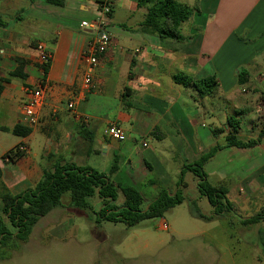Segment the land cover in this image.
I'll return each instance as SVG.
<instances>
[{
  "label": "crops",
  "instance_id": "0c3cea01",
  "mask_svg": "<svg viewBox=\"0 0 264 264\" xmlns=\"http://www.w3.org/2000/svg\"><path fill=\"white\" fill-rule=\"evenodd\" d=\"M61 1V6H54L45 0H0V79L8 78L0 94V207L4 193L16 196L33 189L43 169L56 162L105 174L113 162L116 170L110 180L115 184L126 179L138 191L141 182L171 195L180 190L182 202L168 211L183 230L167 224L163 215L148 219H159L158 231L201 237L207 226L199 227L197 221L207 224L215 218L207 221L198 215L211 217L214 207L199 192L198 180L186 167L218 146L202 168L208 184L224 191L234 212L235 202H230L226 186L228 174L224 167L213 164L231 149L244 152L264 144V139L246 149L225 144L229 121L238 123L239 132L251 133L247 140L257 139L263 126L264 0H174L192 9L189 19L177 29L182 37L179 42L160 40L141 30L148 9L157 0H108L112 45L100 57L88 88L83 85L86 63L81 53L94 33L81 24L95 20L98 2L103 0ZM38 43L51 54L45 75L49 89L38 124L28 136L17 137L12 129L26 127L22 104L40 78ZM19 62L25 79L8 76ZM240 70L246 73L244 85L238 84ZM204 79H212L215 85L209 94L200 96L195 84ZM69 99L75 101L74 111L67 110ZM113 123L124 131L123 142L107 137L106 129ZM236 137L241 140L239 133ZM6 141L11 143L9 148ZM17 146L24 147L25 154L11 162L5 155ZM144 171L155 178L144 180ZM233 178L238 179V198L252 200L264 186V154L246 162ZM210 179H215L214 184ZM89 200V207L82 210L92 221L103 204L98 197ZM119 201L123 204L124 200L115 202L121 207ZM67 212L57 215L55 221L73 220L75 216ZM258 214L238 218V222L262 243L264 219L252 226L241 224ZM53 234L62 241L75 236L70 222L54 227ZM262 252L264 255V247ZM217 259L220 264L219 255L212 257ZM230 264L235 263L231 260Z\"/></svg>",
  "mask_w": 264,
  "mask_h": 264
},
{
  "label": "rangeland",
  "instance_id": "374dc122",
  "mask_svg": "<svg viewBox=\"0 0 264 264\" xmlns=\"http://www.w3.org/2000/svg\"><path fill=\"white\" fill-rule=\"evenodd\" d=\"M245 132L237 131L241 140L251 136L249 131ZM4 144H9V148L11 143L6 141ZM261 154H264V144L244 152L231 149L223 156L224 160L222 158L213 164L224 167L228 174L226 186L231 196L230 202H235L231 203L234 212L224 213L207 224L197 221L199 227L207 226L201 237L187 238L158 231L156 224L159 219L144 221L131 228L123 224L97 222V217L88 221L87 212L71 206L69 194L65 193L61 197V206L39 219L26 242L13 240L14 244L1 246L0 264H218L219 259L212 260L214 255H219L226 264H230L231 260L235 264H264L262 243L258 242L260 238L252 235L253 232L247 233L238 222V218L264 212V186L257 189V195L252 200H240L235 190L238 179L233 178L234 173L246 162ZM229 158L230 163L227 161ZM112 164L108 165L106 173ZM142 174L144 180L155 178V174L148 171ZM214 180L209 181L214 184ZM122 183L131 185L126 179ZM138 189L145 199L143 207L159 193L155 187L142 182ZM118 200H124L121 194H118ZM117 203L122 204L121 201ZM199 210L203 215L210 216L205 209ZM65 212L75 216L69 221L75 236L62 241L54 238L53 229L60 224L67 226L68 221L62 223V220L60 224L59 219L55 221L57 215L61 216ZM76 212L85 215L76 216ZM162 218L167 224H172L174 229L183 230L169 211ZM222 261L220 264H223Z\"/></svg>",
  "mask_w": 264,
  "mask_h": 264
},
{
  "label": "trees",
  "instance_id": "16d2710c",
  "mask_svg": "<svg viewBox=\"0 0 264 264\" xmlns=\"http://www.w3.org/2000/svg\"><path fill=\"white\" fill-rule=\"evenodd\" d=\"M48 4L61 6V0H45ZM145 0H140L142 3ZM102 1L98 2L101 5ZM192 13V9L186 5L179 4L174 0H157L147 11L141 30L157 36L160 40H170L179 42L182 37L178 33V27L187 21ZM23 63L19 62L18 67L8 74L9 77L25 79L26 75L22 72ZM47 69H45V74ZM8 82V78L0 79V94L2 83ZM246 83V73L244 70L238 72V84ZM212 79L199 80L195 88L200 96L209 94L214 88ZM260 100L264 103V94ZM229 133L225 137V144L229 147L246 149L256 146L260 140L264 139V122L258 133L257 139L247 141L238 140L236 137L238 123L229 121ZM31 129L23 126H15L12 133L17 137H26ZM22 147V146H20ZM16 147L6 153L5 157L11 161L24 156V151ZM219 149L213 148L209 153L200 157L193 165L186 168L192 172L198 180L197 188L204 195L209 204L214 207V215L203 217V220H212L220 217L231 207L224 197V191L208 184L206 175L203 171V164ZM116 168L114 165L108 173H101L89 167H78L75 164L59 165L58 162L49 165L42 171L41 179L33 189H29L19 195L12 196L4 193L1 196L0 207V248L2 245L14 244L15 241L26 242L31 234L33 227L39 219L46 216L55 208L61 206V197L68 193L70 205L82 210L88 208V200L98 197L103 207L97 213V222L105 220L111 223H122L131 228L140 222L153 218L162 217L168 210L182 202V195L178 189L173 195L166 190H161L158 195L143 207L144 200L140 192L131 185L115 184L110 180V176ZM182 184V178L180 179ZM118 194L124 199L121 207L115 205ZM264 219V213L255 215L241 221L243 226H252ZM264 247V239L262 241Z\"/></svg>",
  "mask_w": 264,
  "mask_h": 264
},
{
  "label": "built area",
  "instance_id": "2783aa9c",
  "mask_svg": "<svg viewBox=\"0 0 264 264\" xmlns=\"http://www.w3.org/2000/svg\"><path fill=\"white\" fill-rule=\"evenodd\" d=\"M110 14L111 6L109 1L103 0L101 5H98V16L95 20L90 24L86 22L81 24V27L90 28L94 33L81 53V59L86 63V71L83 77V85L85 88L90 86L92 72L97 67L100 57L107 52L112 45V38L107 27ZM35 50L37 53L36 63L40 72V78L36 89L27 92L26 100L22 104L23 123L30 129L39 122V113L44 104V95L49 89L45 77V69L48 68L51 62V54L42 43H38ZM66 107L67 110L74 111L75 101L69 99L66 102ZM106 135L109 139L116 142H123L125 140L124 131L114 123L107 127ZM20 150L25 152L24 147H20Z\"/></svg>",
  "mask_w": 264,
  "mask_h": 264
}]
</instances>
